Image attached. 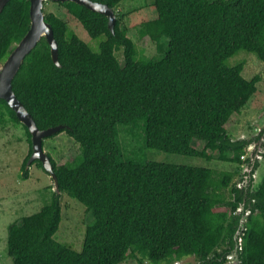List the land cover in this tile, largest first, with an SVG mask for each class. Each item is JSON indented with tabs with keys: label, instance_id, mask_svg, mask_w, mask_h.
<instances>
[{
	"label": "trees",
	"instance_id": "1",
	"mask_svg": "<svg viewBox=\"0 0 264 264\" xmlns=\"http://www.w3.org/2000/svg\"><path fill=\"white\" fill-rule=\"evenodd\" d=\"M90 1L116 11L113 31L105 16L83 5L53 3L90 39L101 37L98 49L68 20L42 9L59 66L42 37L11 83L38 129L62 125L55 135L65 132L78 145V153L60 163L46 153L58 192L51 186L50 202L7 227L4 249L12 264H119L132 257L139 264H168L186 256L195 262L182 264H225L243 200L250 213L236 239L240 264H264V176L255 188L252 179L241 190L232 171L137 160L123 153L118 139L119 129L140 126L145 147L244 164L247 140H232L227 126L261 78L246 79L244 62L229 60L244 51L264 63V0H153L156 17L138 26L139 36L163 53L158 59L143 58L121 27L123 0ZM29 25V0H8L0 12V64ZM6 119L26 135L21 170L27 178L30 134L0 99V121ZM32 164L43 169L38 160ZM62 194L85 207L79 251L54 238Z\"/></svg>",
	"mask_w": 264,
	"mask_h": 264
},
{
	"label": "rangeland",
	"instance_id": "2",
	"mask_svg": "<svg viewBox=\"0 0 264 264\" xmlns=\"http://www.w3.org/2000/svg\"><path fill=\"white\" fill-rule=\"evenodd\" d=\"M153 0H123L118 9L123 16L121 27L125 28L127 35L135 43L139 54L145 59H158L163 53H159L155 44L147 37L139 36V24L142 21L156 17V12L152 7ZM117 9V10H118ZM45 13L52 12L64 20H68L69 28L94 50L98 49L101 37L90 39L79 23L68 18L65 9L53 2L43 5ZM76 22V23H75ZM121 62L120 53L116 54ZM244 62L243 76L250 79L258 74L261 78L257 86L256 93L245 104L239 114H233L227 126V132L232 140L246 139L258 133V129H263L264 111V63L255 54L239 52L229 63L235 65ZM143 133L140 126L133 128H121L118 130L123 153L130 158L141 161H159L172 164H183L190 166H202L221 171H232L234 177L232 182L237 183L240 166L233 165L219 160L206 161L202 158L190 157L180 154L165 153L155 149L145 147L143 144ZM255 137V136H253ZM43 151L49 153L57 163L69 160L78 153L77 143L65 132H61L42 141ZM258 148L264 147V134L258 142ZM201 147V143L200 146ZM29 144L26 140L24 130L19 125H14L10 121H0V264H12L7 256L4 247L6 246L7 227L22 216L37 212L44 204L50 202L52 195V182L49 176L36 164L27 168V178H23L21 164L27 156ZM264 176V158L255 173L252 185H256ZM61 222L54 238L59 242L70 244L72 249L81 250L85 231V207L75 199L62 194L60 197ZM133 258V257H132ZM128 258L119 264H137L135 258ZM182 263H193V257H184ZM139 264V263H138ZM225 264H229L226 262Z\"/></svg>",
	"mask_w": 264,
	"mask_h": 264
},
{
	"label": "water",
	"instance_id": "3",
	"mask_svg": "<svg viewBox=\"0 0 264 264\" xmlns=\"http://www.w3.org/2000/svg\"><path fill=\"white\" fill-rule=\"evenodd\" d=\"M70 1L78 5H83L87 9L100 13L107 18V27L110 31H113L114 21L116 19V11L105 4H99L90 0H29V18L30 25L28 31L21 38V40L14 46L12 51L2 62L0 66V99L4 100L6 104L14 111L18 121L26 127L30 134L31 139V154L26 161V168L35 160H38L43 169L48 173L51 179L53 190L58 192V184L55 174L52 170V165L47 154L43 151L42 141L57 132L61 131L64 127L57 125L54 127L40 130L36 127V124L32 116L26 111L24 106L14 95L12 91V80L17 73L24 57L37 45L42 37L45 38L46 42L50 47V57L52 62L59 66L57 58V44L52 35V29L48 23L44 21L42 13L43 5L45 2H66ZM8 0H0V12ZM263 127H264V111H263ZM262 129H258L259 132ZM254 135V133H253ZM251 135V136H253ZM256 142L247 144L248 146V160L242 165L240 170V178L238 179L237 185L243 184L244 186L253 179L255 172L253 171L254 166L258 161L261 160L262 156L258 155V152L264 153V148L256 149ZM252 182V181H251ZM250 213V207L244 206V200L238 206L235 214L239 215V223L237 230L233 235L235 245L233 250L227 256L231 261V264H240L238 257V245L236 243L237 237L241 234L244 223L248 219Z\"/></svg>",
	"mask_w": 264,
	"mask_h": 264
},
{
	"label": "clouds",
	"instance_id": "4",
	"mask_svg": "<svg viewBox=\"0 0 264 264\" xmlns=\"http://www.w3.org/2000/svg\"><path fill=\"white\" fill-rule=\"evenodd\" d=\"M0 66H1V64H0ZM253 136H255V137H253ZM253 136L248 137V138L245 139V140H247V144H251V143H253V142H258L259 139H260V137H261V136H259V134H258V136H257V135H253ZM42 146H43V145H42ZM262 148H264V147H262ZM256 149H257V146H256ZM248 153H249V151H248V146H246V154L241 156V159H242L243 161H245V159L248 158ZM258 155H261V156H262L261 160L264 158V153H263V152H258ZM242 157H243V158H242ZM261 160L257 162V166H258V165L260 166V164H261ZM242 165H243V163L240 165V167H242ZM259 166H258V167H259ZM257 169H258V168H257ZM257 169H256V170H253V171L256 173V172H257ZM240 170H241V168H240ZM239 174H240V171H239ZM239 174H238V175H239ZM238 179H239V178H238ZM253 179H254V177H253ZM252 181H253V180H252ZM237 183H238V180H237ZM237 183H235V184H236V187L239 188L240 185H242V184L237 185ZM227 260L229 261V264H231V261L228 259V257H227ZM174 263L182 264V261H181V260H178V261H174V262H171V263H168V264H174Z\"/></svg>",
	"mask_w": 264,
	"mask_h": 264
},
{
	"label": "flooded vegetation",
	"instance_id": "5",
	"mask_svg": "<svg viewBox=\"0 0 264 264\" xmlns=\"http://www.w3.org/2000/svg\"><path fill=\"white\" fill-rule=\"evenodd\" d=\"M243 187H244V185H243V184H242V185H240V189H241V190H243Z\"/></svg>",
	"mask_w": 264,
	"mask_h": 264
},
{
	"label": "built area",
	"instance_id": "6",
	"mask_svg": "<svg viewBox=\"0 0 264 264\" xmlns=\"http://www.w3.org/2000/svg\"><path fill=\"white\" fill-rule=\"evenodd\" d=\"M243 158V157H242ZM174 264H177V263H174Z\"/></svg>",
	"mask_w": 264,
	"mask_h": 264
}]
</instances>
